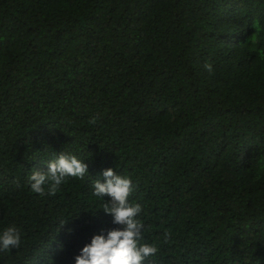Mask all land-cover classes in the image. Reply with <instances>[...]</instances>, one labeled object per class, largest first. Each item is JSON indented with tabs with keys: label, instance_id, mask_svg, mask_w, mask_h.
Instances as JSON below:
<instances>
[{
	"label": "trees",
	"instance_id": "obj_1",
	"mask_svg": "<svg viewBox=\"0 0 264 264\" xmlns=\"http://www.w3.org/2000/svg\"><path fill=\"white\" fill-rule=\"evenodd\" d=\"M62 152L88 176L33 193ZM108 168L145 264H264V0H0V230L24 234L0 264H74L111 229Z\"/></svg>",
	"mask_w": 264,
	"mask_h": 264
},
{
	"label": "clouds",
	"instance_id": "obj_2",
	"mask_svg": "<svg viewBox=\"0 0 264 264\" xmlns=\"http://www.w3.org/2000/svg\"><path fill=\"white\" fill-rule=\"evenodd\" d=\"M205 68L209 72L212 71L211 64H206ZM90 123L95 124L96 118ZM45 163L46 172L33 169L27 176L28 187L40 197L55 196L61 185L69 178L83 180L86 175L88 176V164L84 159L71 153L53 155ZM102 177L103 182L100 179L93 182L92 195L103 201L102 211L105 215L111 216L109 225L111 229H101L98 234H94L90 242L75 256L74 264H145L148 259H153L150 257L157 255L159 249L156 244L143 241L146 229L139 219L143 211L142 206L129 200L135 185L130 177L121 175L112 168L103 170ZM105 197L109 199L106 201ZM69 220L58 218V231ZM69 233L71 234V230ZM169 235L170 233L166 231L164 234L166 241ZM23 236V232L15 225L4 227L0 230V253H11L12 249L19 250Z\"/></svg>",
	"mask_w": 264,
	"mask_h": 264
}]
</instances>
